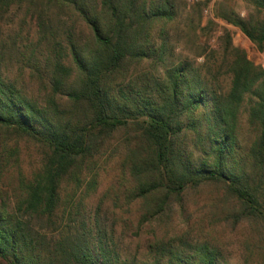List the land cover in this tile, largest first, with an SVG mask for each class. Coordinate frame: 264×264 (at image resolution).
<instances>
[{
	"label": "trees",
	"instance_id": "16d2710c",
	"mask_svg": "<svg viewBox=\"0 0 264 264\" xmlns=\"http://www.w3.org/2000/svg\"><path fill=\"white\" fill-rule=\"evenodd\" d=\"M14 7L37 34L0 49V186L15 198L0 189V264H226L185 240L203 190L234 226L264 228V70L238 49L225 89L193 65L167 68L175 0H0L1 17ZM223 18L264 50V21ZM106 192L136 210V236L152 230L146 260L124 258Z\"/></svg>",
	"mask_w": 264,
	"mask_h": 264
},
{
	"label": "rangeland",
	"instance_id": "374dc122",
	"mask_svg": "<svg viewBox=\"0 0 264 264\" xmlns=\"http://www.w3.org/2000/svg\"><path fill=\"white\" fill-rule=\"evenodd\" d=\"M175 4L179 15L171 28L170 43L173 52L169 55L167 68L179 67L181 64L193 65L211 85L225 89L231 85L233 74L230 71V63L235 58L234 49H238L256 68L264 70V50H260L239 27L223 18L229 15L240 16L247 21L252 18L264 21V11L258 10L252 0H175ZM12 9L5 18L0 15V49L5 42L8 45L7 53L15 55L16 46L14 47L11 38L20 35L23 42L28 44L36 36L37 27L34 14L27 15L25 10L19 7ZM229 39L232 43L230 50L227 49ZM20 45L21 41L18 46ZM17 66L15 62L13 65L8 64L12 71L16 70ZM157 70L165 71L166 74L167 69H160L159 66L149 68L152 73ZM240 134L243 140H249L251 132L247 124H243ZM31 155L36 157V153L23 155L24 167H29ZM115 171V165L108 167L106 176L103 177L106 187L112 185L110 181L116 175ZM12 184L10 180L4 181L0 189L4 196L8 193L6 199L9 196V206L14 209ZM208 193L203 190L190 205L192 226L185 231V240L190 243L211 242L218 247L226 264H264V228L251 222L234 226L226 220L222 204L218 200L220 197L214 199L213 195ZM213 199L217 200L216 204L221 207H217ZM103 200V212L116 223L115 240L124 258L136 259L139 262L146 260V245L152 239V230L149 227L144 228L140 236H136V210L115 207L111 195L107 192ZM212 213L215 215L213 219L210 218Z\"/></svg>",
	"mask_w": 264,
	"mask_h": 264
}]
</instances>
